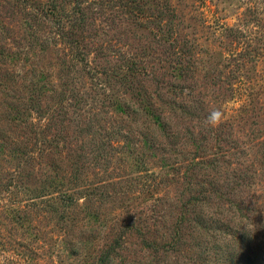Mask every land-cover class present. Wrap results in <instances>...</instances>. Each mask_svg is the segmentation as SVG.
<instances>
[{
    "label": "rangeland",
    "instance_id": "obj_1",
    "mask_svg": "<svg viewBox=\"0 0 264 264\" xmlns=\"http://www.w3.org/2000/svg\"><path fill=\"white\" fill-rule=\"evenodd\" d=\"M72 1L0 0V264H264V0Z\"/></svg>",
    "mask_w": 264,
    "mask_h": 264
},
{
    "label": "trees",
    "instance_id": "obj_2",
    "mask_svg": "<svg viewBox=\"0 0 264 264\" xmlns=\"http://www.w3.org/2000/svg\"><path fill=\"white\" fill-rule=\"evenodd\" d=\"M72 2L74 3V6H73V8H71V10L63 9V7H61L60 9H58V8L56 9L57 6L54 7V9L46 8V9L49 10L46 15H48V14L54 15V14L57 13L58 16H59V21L64 22L63 24H59V26H58L61 29H66V26H67L66 24H69V25H71L70 27H72V26H77V25H81V24H85L86 23V20L88 18V14H87V12L85 13V11L83 10V5H84L85 2H87V0H73ZM42 9H43L42 10V14L38 13V15H39L38 17H42V16L45 17L46 16L45 15V7L42 8ZM67 29H69V28H67ZM63 41H64V38H63ZM69 42H70V40H68V37H67V40H65V43H69ZM73 44H70L68 46L69 49L72 48V50L74 51L73 52V56L75 58H78L80 60V62L84 61L86 63V61H87V58H86L87 53L83 52L82 49L79 50V46L80 45L76 41H73ZM80 71H82V68L79 69V72ZM78 78H79L78 81L82 83V80H83L84 76L83 75H80V76L78 75ZM37 79H40V78H37ZM37 79L36 80L30 79L28 81V84H27V89H30L32 91H36V89H37V90H39V92H41L40 94H43L45 91H47L49 89L48 88L49 87L48 83H41ZM38 82H39V84H38ZM75 87H76V85H75ZM52 91H54V90L52 89ZM72 93H74V91L70 90L69 95H71V97H69L68 99L69 100L80 101V99L78 98L80 96L79 93L73 94V95H72ZM146 113L147 112H145V114ZM148 114H150V113H148ZM158 120H159V118H158ZM261 168H262V166L260 165V169ZM255 169H257V168H255Z\"/></svg>",
    "mask_w": 264,
    "mask_h": 264
},
{
    "label": "clouds",
    "instance_id": "obj_3",
    "mask_svg": "<svg viewBox=\"0 0 264 264\" xmlns=\"http://www.w3.org/2000/svg\"><path fill=\"white\" fill-rule=\"evenodd\" d=\"M207 119H208V123L211 126L215 127V126H218L220 123L223 122L224 114L222 113V111H220L218 109L213 110Z\"/></svg>",
    "mask_w": 264,
    "mask_h": 264
}]
</instances>
